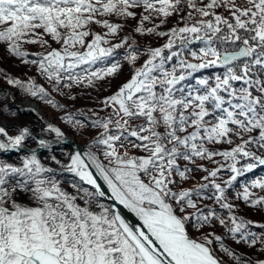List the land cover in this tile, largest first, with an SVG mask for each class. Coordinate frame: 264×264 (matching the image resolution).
Masks as SVG:
<instances>
[{
	"label": "snow or ice",
	"instance_id": "6c2138e0",
	"mask_svg": "<svg viewBox=\"0 0 264 264\" xmlns=\"http://www.w3.org/2000/svg\"><path fill=\"white\" fill-rule=\"evenodd\" d=\"M173 16L183 26L158 31ZM130 20L136 33L168 39L147 50L129 47L130 78L102 101L111 114L92 125L103 131L67 163L50 157L82 182L72 184L75 193L35 150L19 164L0 159V264H223L217 248L234 264H252L204 230L218 224L236 243L262 242L249 229L253 222L236 214L228 190L264 167V0H0V46L36 65L63 95L118 76V49L129 37L113 40L121 21ZM26 45L45 51L31 54ZM209 69L220 71L197 75ZM6 79L60 107L34 80ZM65 121L84 126L71 115ZM0 136V153H7L19 151L31 133L10 136L0 127ZM38 145L49 148L43 139ZM194 170L206 173V183L183 188ZM224 172L228 179L217 182ZM255 190L264 193V175L235 199L264 210V195ZM210 199L226 215L199 206Z\"/></svg>",
	"mask_w": 264,
	"mask_h": 264
},
{
	"label": "trees",
	"instance_id": "16d2710c",
	"mask_svg": "<svg viewBox=\"0 0 264 264\" xmlns=\"http://www.w3.org/2000/svg\"><path fill=\"white\" fill-rule=\"evenodd\" d=\"M220 11H223L221 9ZM226 14V13H225ZM183 15V13L181 14ZM199 17H197L198 19ZM180 19L179 16H173L169 18L166 25H164L162 28L158 29V31H167L169 28L174 26H183L182 24L177 25V21ZM124 23V28L120 33V36L116 37L113 40V43L120 42L121 37H129V44L126 45L124 48L118 49V57L117 59L122 64L121 70L117 77L108 78L104 81H97L94 87H87V86H80L76 87L74 86L71 90L64 89V94L61 95L60 93L53 91L52 85L47 79L42 76L39 73L38 67L36 65L32 64H24L22 60L19 58L13 57L10 54H8L3 46H0V97L3 99H7L8 97L6 94H4L3 89L8 87L10 91L17 92L19 94V91H21L22 97H28L31 101L37 102L40 107L45 112V117L40 118L38 115L36 119H34L36 122L39 123L40 126H46L49 124L48 115L49 113H54L52 119H54L55 123L59 124L62 128V131L66 133L67 135L73 137L77 143L80 145H83L87 150L89 144L93 141L95 137H97L102 129H97L93 127V122L97 120L106 119L111 114L110 108H105L102 101L112 95L116 88L122 84L123 82L127 81L130 78L131 74V68L132 66L128 64V62L124 59V56L127 54V49L129 47H133L135 49L139 50H147L148 48H156L163 46L166 41L167 37H159L156 35H140L134 31V28L136 27L137 21L130 20ZM158 23V21H157ZM153 25L145 22V27H152ZM99 31V29H96ZM50 39V38H48ZM53 47H57L53 43ZM198 47V46H193ZM26 50L31 53H42L45 51L44 48H42L39 45H26ZM36 57L34 55H30L29 59H35ZM144 59V56L141 54V61ZM216 71L220 70H205L202 73H199L197 75L207 76L210 74H214ZM6 77L9 78H16L20 79L24 83H28L29 81L34 80L38 86L44 87L49 93V99H52L56 102L57 105H59V108H54L51 104L46 103L44 100H41L39 98L32 97L28 93H26L24 90L13 87L12 85H9L7 83ZM11 92V93H12ZM70 97H75V99H72ZM9 112L13 114L15 112L12 107L10 106ZM71 115L74 117L75 120H79L83 122L84 126L79 127L73 124H69L65 121V117ZM13 130H16V127H13L10 129L11 132ZM38 133L43 138H49L51 139L54 137L55 133L50 132L48 129L39 128ZM36 144V140L30 139L26 141V145L28 147H33ZM217 147H223L227 148L229 146H217ZM54 154H57L61 160H65V163L68 162V158L72 155V152L64 149H60L57 151H50L45 152L39 155V158L41 159V162L53 166L58 169L60 166L56 165L55 163L50 162V157L54 156ZM26 155L24 153L18 154L13 156L11 159L12 161L10 163L12 164H19L20 160L23 158V156ZM67 155V157H66ZM66 157V158H65ZM0 159L7 160L6 157H1ZM216 159H221L217 157ZM60 160V161H61ZM183 163L182 162V166ZM199 163L204 164L206 167L209 168H215L217 167L216 164L210 162V161H199ZM63 164V163H62ZM206 173L200 171V170H194L192 175V179L182 182L181 186L183 188H194L197 187L201 183H206V181H203L202 177ZM261 175H264V167L257 168L254 173L246 174L244 177L238 178V183L232 188L228 190V196L229 201L238 205L236 214L245 220H250L253 222V225H249V229L252 232H255L257 236L259 237V240L262 242H258L255 247H249L247 243L241 242L236 243L234 240H232L226 233V229L216 224L213 228H206L204 231L208 232H215L217 235H221L224 237V243L226 246L234 250L238 255H240L244 259H250L252 261V264H256V261L258 260H264V252L261 251L262 248H264V228L256 227L254 225H261L264 224V210H257L251 207H248L243 203L242 200H236L235 196L237 192L242 191L243 185L245 183L250 182L251 179L257 178ZM229 174L224 172L221 173V178L217 182H222L223 180L228 179ZM56 179L60 181L61 186L65 188L70 193H75V189H73L72 184L74 183H82L77 178L73 176L68 175H60L56 174ZM83 187L88 188L87 186L83 185ZM213 190H209L206 194L211 195ZM257 195H264V193L260 192L259 190H255ZM104 202V201H102ZM105 203V202H104ZM198 204L201 208H203L205 205H208L209 207L215 208L219 213L226 215L225 210L220 209L219 205H216L214 203V200H200L198 201ZM194 211V210H189ZM193 235L196 237H199L200 233L193 230ZM214 247H217L214 244ZM216 255L221 258L223 261V264H234V262L221 253L218 248L216 251Z\"/></svg>",
	"mask_w": 264,
	"mask_h": 264
},
{
	"label": "rangeland",
	"instance_id": "374dc122",
	"mask_svg": "<svg viewBox=\"0 0 264 264\" xmlns=\"http://www.w3.org/2000/svg\"><path fill=\"white\" fill-rule=\"evenodd\" d=\"M2 91H4V94H6V96L8 98L5 100V99L0 97V127H4L8 131L10 136L19 135L20 131L25 129V128H27L29 130L31 135L33 134L32 136H36V135L40 136L38 133V130L40 127L43 129H49L48 124L46 126H40L39 123L34 120L37 118L36 115H38L40 118H43L46 115L45 112L43 111V109L40 107V105L37 102L31 101L28 97H22L21 98L20 97L22 95L21 91H19V94L17 92L14 93V92L10 91V89L8 87L3 89ZM10 99H12L11 104L9 103ZM27 102L34 107L36 106V109L38 111L35 108H34L35 110L32 111L31 108L26 107ZM10 106L15 111V112H13V114H11L9 112ZM48 115H50V116H48L49 124L52 127L59 128L62 131V128L60 127V125L55 123L54 119H52V117H51L54 115V113H49ZM13 127H16V130H13V132H11L10 129H12ZM64 135L69 136L66 133H64ZM0 137L3 140H5V142H6V138H4L2 136H0ZM69 137H71V136H69ZM54 138H57V136L55 135L51 139H54ZM71 138H73V137H71ZM30 139H33V138L29 137V139L27 138L26 141L30 140ZM43 139L51 140L49 138H43ZM57 150H60V149H57ZM57 150L55 149L53 151H57ZM64 150H68V149L64 148ZM54 156L56 157V159L61 160L57 154H54ZM1 157H3V156H1ZM66 157H67V155H66ZM6 158H7L6 162L10 163L12 161V159H11L12 157H6ZM61 163H65V160H61ZM48 166L52 167L54 169H58V168H55V167L50 166V165H48ZM68 176H70V175H68ZM73 177H75V176H73ZM75 178H77V177H75Z\"/></svg>",
	"mask_w": 264,
	"mask_h": 264
},
{
	"label": "water",
	"instance_id": "95a60500",
	"mask_svg": "<svg viewBox=\"0 0 264 264\" xmlns=\"http://www.w3.org/2000/svg\"><path fill=\"white\" fill-rule=\"evenodd\" d=\"M30 108L32 109V111H34L36 109V106L35 107L32 106ZM32 135L30 137L35 139L36 142H37V144L33 148H28L26 146V140H25L24 145L21 147V149L19 151H9L7 153H0V155H2L4 157H13V156H15L17 154H20V153H24V154L28 155V154H31V152L33 150H35L37 155H38V158H39L40 154L45 153V152H50V151H53L55 149L57 150V149L66 148V149H69L72 152V154L75 151H77V150L81 151L82 153L87 151L86 148L83 145H80L79 143L76 142V140H74L73 138H71L69 136H66V135H64L63 137H57V138H54V139H51V140H45V139H43L40 136H37V135L36 136H32ZM40 139H43L45 142H47L49 144V148H47V149L39 148L38 140H40ZM54 171H55L56 174L74 176L72 173L66 171L65 169H60V170L59 169H54ZM85 186L90 187L88 185H85ZM102 201H104L105 203H111V201H108V200H102ZM124 214H125L126 217H128L130 220H132V222H135V218L132 217L131 214L127 213L126 210L124 211Z\"/></svg>",
	"mask_w": 264,
	"mask_h": 264
},
{
	"label": "bare ground",
	"instance_id": "6f19581e",
	"mask_svg": "<svg viewBox=\"0 0 264 264\" xmlns=\"http://www.w3.org/2000/svg\"><path fill=\"white\" fill-rule=\"evenodd\" d=\"M26 107H32V105H30L28 102L26 103ZM29 139V138H28ZM0 140H3L1 137H0ZM33 148V147H32ZM87 150V149H86ZM21 154V153H20ZM18 155V154H17ZM2 156V155H1ZM4 157V156H3Z\"/></svg>",
	"mask_w": 264,
	"mask_h": 264
}]
</instances>
